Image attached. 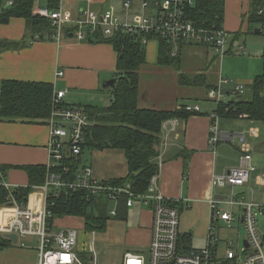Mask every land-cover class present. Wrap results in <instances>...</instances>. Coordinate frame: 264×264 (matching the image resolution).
<instances>
[{
  "label": "built area",
  "instance_id": "2783aa9c",
  "mask_svg": "<svg viewBox=\"0 0 264 264\" xmlns=\"http://www.w3.org/2000/svg\"><path fill=\"white\" fill-rule=\"evenodd\" d=\"M56 1L58 3L55 7L50 2L45 7H35L33 14L51 21L54 30L51 38L57 41L61 40L67 27L71 26L74 28V36L79 40H87L90 35L97 33L105 37L130 33L141 35V43L149 45L156 37H163L174 43L173 56L177 55L180 45L208 46L218 56L226 55L232 46L228 48L232 33L224 27L223 22L211 19L201 21L192 16L201 5V0H117L121 8L119 12L114 4L109 3L104 8L102 0H85L88 6L80 8L77 5L75 17L69 15L65 0ZM15 2L0 0V5L3 10L11 8ZM259 13H263V10ZM41 39L40 35H36L32 41ZM237 51L247 53L245 45L238 46ZM63 75V71L57 73V77ZM232 83L229 79L220 77L216 87L209 91V99L222 101L231 94L241 95L247 90L241 83ZM66 95L67 90L54 91L52 110L47 118L51 161L46 165L45 182L34 186L25 199H20L17 190L22 186L10 184L5 171L0 169V189L8 191L5 200L0 203V235L7 240L0 248L16 245L21 239L32 236L38 238L35 264H98L94 249L98 230H85L86 234H91V239L88 245L82 247L79 246L78 229L65 227L54 232L55 219L59 217L53 212L54 203L50 202V196L59 198L72 191L85 190L89 198L101 196L116 205L117 209L109 211L110 216L117 217L118 207L122 202L128 209L140 204L148 206L151 211V239L147 253L128 251L121 264H264V204L254 201V189L247 193L237 190L249 182L256 170L252 150L245 141V133L220 132L219 115L215 112L210 114V146L215 149L220 142L232 141L238 137L241 155L238 166L213 179L214 186L228 188L230 193L224 200H211L206 245L189 248L183 242L180 230V200L170 199L162 194L159 172L150 179L147 191L136 192L129 181L114 184L97 178L90 164L80 162L75 169H71L70 161L82 160L83 144L92 121L84 108L66 105ZM185 108L189 111L201 109L198 104H187ZM178 125V118H169L163 122L162 130L170 134L176 132ZM249 134L257 136L258 130L251 128ZM263 181L264 178H259L260 183H264ZM255 208L262 215V225ZM234 224L244 225L246 229L242 258L235 254L233 240L226 241L227 247L220 254L218 228L224 225L231 228ZM10 235H15L16 241ZM19 246L26 248L24 243Z\"/></svg>",
  "mask_w": 264,
  "mask_h": 264
},
{
  "label": "crops",
  "instance_id": "0c3cea01",
  "mask_svg": "<svg viewBox=\"0 0 264 264\" xmlns=\"http://www.w3.org/2000/svg\"><path fill=\"white\" fill-rule=\"evenodd\" d=\"M79 1L74 0L71 2L69 8L66 6L71 17H75L77 5L80 7ZM250 1L226 0L225 8L231 4L229 9L235 5L237 8L239 6L240 8L248 7L249 10ZM65 4L67 5V0H65ZM111 4L116 5L117 12L121 10L117 0H111ZM25 26L24 20L16 18L8 24H0V40L20 43L16 47H3L0 49V107L1 86L2 82L7 79L50 82L54 86V91L67 90L66 105H97L95 104L97 103L94 99L95 96L83 95V93L76 94L73 89L77 91L96 87V90H99L104 81L116 77L117 54L113 47L106 43H91L88 40H79L73 35V32L67 31L64 33L63 41H57L46 35V38H42L41 41H32V38L28 37L24 42ZM152 44L151 42L148 45L147 54L150 52L152 58L154 54L156 60L158 44ZM59 71H63L64 75L57 77ZM256 76L244 79L246 87L251 84ZM219 78L220 75L217 77V81ZM247 92H249L248 87L243 94ZM187 93L190 94L189 97L195 98L196 102L194 104L199 105L198 100L203 98L202 95H198L201 94V91L192 88V91L190 90ZM180 98L175 97L172 107L147 106L146 104L150 101L147 95L143 96L142 100L145 102L147 100L144 107L157 109H172L177 107L178 104L185 103L193 104L191 101L181 102L178 100ZM218 103L219 101L216 102L215 106H211L209 110H205L200 106L202 114L192 115L186 120L179 119L176 132L168 134L167 131L162 130V144L160 147L162 151L159 170L160 191L170 199L180 200L178 205L182 210L184 229L181 231L182 234L191 233L192 238L195 235L197 238L202 237L205 240L210 226L211 200L214 198L219 199L216 198L217 195L227 197V195L220 194L218 189L221 187L214 186L213 179L215 176H220L231 168L238 166L241 155L238 137L232 141L220 142L215 149L210 146V128L212 124L210 114L215 112ZM222 118L237 121H222L220 120ZM243 124H249L250 129L256 128L258 130L257 136L250 135L249 128L245 131V141L252 150L253 162L256 167L246 185L255 183V185L264 186V183L259 182V178H264V121H256L247 115H241L237 118L220 116L218 119V128L222 133H227L224 130L231 127L241 128ZM48 141L49 124L47 119L33 121L0 119V169L5 171L6 179L10 184L28 185L30 177L24 166H46L51 161L48 152ZM233 143L238 145L231 148ZM96 151L93 162L91 159L89 161L97 178L110 180L127 176V160L126 165H121L116 162L117 156L111 153L112 149ZM173 151L177 153L183 151L184 155L190 156L187 167L184 164L183 157L171 158L170 155ZM104 155L113 156V161L103 159ZM82 156L83 154L81 158ZM167 156L170 158L165 159ZM33 199L36 200L35 197ZM223 205L227 208L225 204ZM72 218L69 217L65 223L67 227L77 225V222ZM146 218L145 228L143 230L135 229V234L137 235V233L145 230V241L149 245L152 222L150 210H148ZM120 219L124 220L125 218Z\"/></svg>",
  "mask_w": 264,
  "mask_h": 264
},
{
  "label": "trees",
  "instance_id": "16d2710c",
  "mask_svg": "<svg viewBox=\"0 0 264 264\" xmlns=\"http://www.w3.org/2000/svg\"><path fill=\"white\" fill-rule=\"evenodd\" d=\"M11 8L0 11V24H8L12 19H22L31 30L32 40L36 35L46 38L54 33L51 21L48 18L33 14L38 0H15ZM52 6L57 5L56 0H46ZM226 0H201V5L193 12V17L201 21L214 20L223 22ZM111 3L106 0L105 4ZM263 13H259L260 10ZM244 21L248 23L247 32L259 28V34L264 37V1L251 0L248 12L243 15ZM242 29V28H241ZM67 32H73L74 28L69 26ZM141 35L130 33H119L111 37H105L99 33L90 35L87 39L91 43H106L113 47L117 54L116 77L121 76L111 89L110 103L106 106L93 104H78L84 108L92 121V125L86 134L82 154L86 148L93 150L117 149L124 152L127 160L128 174L123 178H114L109 181L114 184H124L129 181L132 189L136 192L147 191L150 179L160 170L162 124L169 118L186 120L192 115L202 114L201 111L186 110V103L172 109L148 108L141 105L142 90L140 86V68L148 62L147 47L141 43ZM158 52L156 64L176 69L179 74L178 84L189 88L199 89L202 99H209L208 93L215 88L217 82L210 81L206 72L190 75L182 72L181 51L185 46L180 45L177 55L173 56V42L163 37H156ZM25 42V39H23ZM20 43H11L0 40V49L3 47H16ZM235 43H232L234 47ZM228 51L227 53H230ZM226 53V54H227ZM245 54V53H243ZM217 55V54H216ZM218 56V55H217ZM263 72L257 75L250 85L249 97L232 99L227 102L219 101L215 112L220 116L240 117L247 115L256 121H264V53L262 55ZM203 88V93L202 89ZM54 86L50 82L23 81L7 79L1 86L0 119H22V120H44L50 116ZM200 99V98H199ZM172 157H183L187 167L190 156L184 155L183 151H173ZM170 158L167 156L165 159ZM82 162L79 159L70 161L71 169ZM30 177L29 184L17 190L18 197L25 199L34 186L43 184L46 180L47 168L40 165L24 166ZM71 177V176H70ZM73 178V176L71 177ZM8 194L5 188L0 189V203ZM54 203L53 212L59 218L81 217L85 223V230L104 231L107 222L111 219L109 214L113 203L103 197H88L85 190L72 191L69 195L59 198L50 196ZM181 210V208H180ZM182 211V210H181ZM128 208L123 202L118 207L116 218H125ZM182 240L189 248H192V234L185 233ZM7 240L0 235V246L5 245Z\"/></svg>",
  "mask_w": 264,
  "mask_h": 264
},
{
  "label": "rangeland",
  "instance_id": "374dc122",
  "mask_svg": "<svg viewBox=\"0 0 264 264\" xmlns=\"http://www.w3.org/2000/svg\"><path fill=\"white\" fill-rule=\"evenodd\" d=\"M73 1L74 0H67V8L70 7V3ZM102 2L105 3L106 0H102ZM79 4L80 8H86L88 6L85 0H80ZM46 5V0H38L35 7H45ZM230 5L231 4L227 5L225 8L223 25L232 33L229 37L228 48L232 45L233 41L235 43L234 47L231 46L230 48L231 52L223 56H217L211 47L204 45H187V48L184 47L180 50L183 61L181 71L189 73L190 75L206 72L210 76L209 80L211 82L217 81V77L220 75V77L229 79L233 82L232 84L241 83L246 87L244 79L254 77L255 75H259L263 72L262 55L264 53V37L262 34L255 31L240 33L237 37V33L241 32L240 30L243 32H247L248 30V23L243 19V15H245L244 13L248 11V7L240 8L239 6L237 8V6L233 5L231 9H229ZM103 7L107 8L106 4H104ZM1 10L2 6L0 5V11ZM30 35L31 30L26 25L24 39H27ZM61 40H64V35ZM151 42L153 43L152 45H157V40L153 39ZM240 45H245L247 53L243 54L237 51L238 46ZM147 57L148 62L140 68V86L142 90V97L147 95L150 101L146 104L147 100L146 102L141 100L142 106L157 105L156 107H172L175 97H181L178 99L181 102L191 101L193 104L196 102L195 98L189 97L190 94L187 93L190 90L192 91V87H183L178 84V81H176V77H178L179 74L176 69L155 64V56L153 54L152 58V54H150V52H148ZM200 89H202L203 93L204 89ZM73 91H75L74 93L76 94L83 93V95L89 94L92 95V97L95 96L94 99H96L95 102H97L95 104L100 106H106L110 103L111 89L103 88V84L100 86L99 90H96V87H91V89H79L77 91L76 89H73ZM249 95V92L243 95L231 94L222 101L226 102L231 99H240L242 97L248 98ZM198 101L199 105L205 110H209L211 106L216 105V101L213 102L207 98ZM220 120L228 122L237 121L235 119L226 118H222ZM249 127V124H243L241 128L231 127L224 131L227 133H245ZM235 145L238 144H231V148H234ZM96 153V150L86 148L83 152L82 163L90 164V159L93 162V157ZM111 153L117 156L116 162L121 165H126V159L121 150L112 149ZM103 159L113 161V156L104 155ZM108 161L104 162L107 163ZM250 187L255 190L254 201L258 204H264V186L250 183L243 188H237V190H243L247 193ZM218 191H220L221 195H228L230 193L228 188L226 189L223 187L218 189ZM115 209H117L116 205H111L110 210ZM233 209L235 210L236 208ZM148 210V206L138 204L131 209H128V212L125 214L126 219L124 220L111 216V219L107 222L106 229L104 231H98L97 233V240L95 241L94 249L98 264H121L124 254L128 251L147 253L149 246L145 241V230L137 233L136 235L135 229L143 230L145 228V224L147 222L146 214L148 213ZM256 211L258 213L260 224L262 225V215L259 213L257 208H255V212ZM68 218L69 217L62 219L56 218L54 232L67 227L65 223ZM73 218L72 219L77 222V225L74 228L78 229L80 232L79 246L82 247L85 244L88 245L89 240L91 239V234H86L84 220L81 217ZM182 222L183 220L181 215V231L184 230ZM218 236L220 237V254H223V249L227 247L226 241L233 240L235 242L233 245L235 254H238L241 258L243 257V241L246 237V229L244 225L238 226L237 224H234L231 228L225 225L222 228L219 227ZM37 240V237L32 236L21 239L20 243H24L26 248L20 247V243L0 248V264H35L37 261ZM238 241L240 242L239 245ZM192 245L194 248H200L206 245V240L202 237L197 238L194 235Z\"/></svg>",
  "mask_w": 264,
  "mask_h": 264
},
{
  "label": "water",
  "instance_id": "95a60500",
  "mask_svg": "<svg viewBox=\"0 0 264 264\" xmlns=\"http://www.w3.org/2000/svg\"><path fill=\"white\" fill-rule=\"evenodd\" d=\"M260 31V29L259 28H257V29H255V32H259ZM74 35V34H73ZM121 78V76H118V77H114V78H111V79H109V80H106V81H104L103 82V87L104 88H108V87H114L115 86V84L118 82V80ZM216 198H219V199H224L225 198V196H220V195H217L216 196ZM11 236V238L14 240V241H16V236L15 235H10ZM245 245L247 246L248 244H247V242L245 241Z\"/></svg>",
  "mask_w": 264,
  "mask_h": 264
},
{
  "label": "bare ground",
  "instance_id": "6f19581e",
  "mask_svg": "<svg viewBox=\"0 0 264 264\" xmlns=\"http://www.w3.org/2000/svg\"><path fill=\"white\" fill-rule=\"evenodd\" d=\"M178 127V126H177Z\"/></svg>",
  "mask_w": 264,
  "mask_h": 264
}]
</instances>
